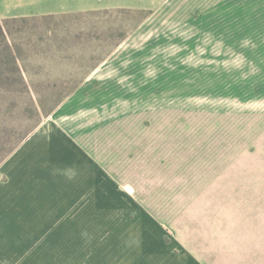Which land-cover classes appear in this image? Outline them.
Here are the masks:
<instances>
[{
	"label": "rangeland",
	"instance_id": "1",
	"mask_svg": "<svg viewBox=\"0 0 264 264\" xmlns=\"http://www.w3.org/2000/svg\"><path fill=\"white\" fill-rule=\"evenodd\" d=\"M155 3L0 17V264H264V0Z\"/></svg>",
	"mask_w": 264,
	"mask_h": 264
},
{
	"label": "crops",
	"instance_id": "2",
	"mask_svg": "<svg viewBox=\"0 0 264 264\" xmlns=\"http://www.w3.org/2000/svg\"><path fill=\"white\" fill-rule=\"evenodd\" d=\"M159 1L165 0H0V17L66 13L77 10L121 6L123 4H156L155 2ZM45 136L50 137L51 131L48 130L44 135L39 134L31 138L22 149H19L14 154L15 156L12 155L9 164L6 166L11 177L9 184L12 186L10 191L13 194L10 210H14L16 200L26 203L27 200H30L29 194H37V186H40L41 192L43 186L44 190L47 191V186L50 182L47 172L44 170L45 168H41L37 152ZM76 153H78V158L85 162V166L82 167L85 172L80 174L79 177L86 178L88 180L86 184H94V177L90 173H98L101 170L96 166L97 164L93 160L91 152L86 149H79V152ZM43 164L47 166L46 162ZM17 185L18 187L15 189ZM122 188L127 192H131L128 185ZM16 194H22V199Z\"/></svg>",
	"mask_w": 264,
	"mask_h": 264
}]
</instances>
